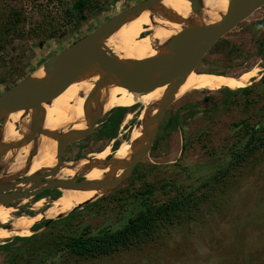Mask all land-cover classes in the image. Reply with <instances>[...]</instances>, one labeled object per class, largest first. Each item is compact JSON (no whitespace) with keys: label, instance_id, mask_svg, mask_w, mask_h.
Returning a JSON list of instances; mask_svg holds the SVG:
<instances>
[{"label":"rangeland","instance_id":"1","mask_svg":"<svg viewBox=\"0 0 264 264\" xmlns=\"http://www.w3.org/2000/svg\"><path fill=\"white\" fill-rule=\"evenodd\" d=\"M74 1L0 0V94L34 74L54 54L141 0H96L84 10L83 18H79V13L72 8ZM260 17L264 18V6L222 37L201 59L196 67L198 71L193 73L216 76L240 74L252 67L261 70L264 52L260 54L262 46L259 47L258 42L264 38V32L260 30L250 36L240 29L242 24ZM146 34L148 32L141 31L137 38ZM227 55L233 58L230 62ZM247 87L250 90L246 93L232 95L220 90L228 88L225 86L179 95L161 118L153 140L158 141V148L153 155H149L150 152L145 155L146 150L129 175L96 200L94 206L85 205L75 210L66 222L49 227L48 224L42 225L37 232L46 229L48 240L62 235L59 233L68 236L86 228H89L88 232L96 233L120 226L136 214L142 208L139 192L147 186L153 189L148 201L154 204L166 201L175 193L173 187L161 188L172 178L177 181L179 191H186L187 185L196 188L198 180L187 177L207 179L225 166L231 158L230 151L244 146L246 132L254 133L252 126L264 116V79ZM113 109L97 118L95 126L85 137L66 145L63 160L85 157L105 146L110 157L115 154L118 143L126 139L129 131L137 125V116L131 112V117L124 121L123 114L114 129H102L107 126ZM174 115L177 121L170 125ZM260 124L264 126V121ZM28 133L25 131L23 138ZM262 134L258 132L257 136ZM184 137L188 146L182 150ZM32 144L27 141L23 150L13 152V157L22 158L24 150L30 149ZM235 174V185L231 189L227 187L229 190L221 193L215 201L209 199L207 206L201 205L200 214L193 219L175 222L169 230L161 233L158 240H148L141 248L120 250L79 264H264V149L236 168ZM10 179L13 181L18 177L14 175ZM51 192L56 193L50 198L58 194L56 190L45 193ZM17 210L33 215L27 206ZM42 221L29 226L28 236L36 233L32 229L36 224H44ZM1 227L6 226L0 224ZM12 238L0 239V244ZM46 238L37 243H44ZM39 246H35L37 248L29 258L18 255L8 259L7 253L2 251L0 264H41L42 259L44 264H74V257L62 256L64 251L61 248L55 256H40L37 254Z\"/></svg>","mask_w":264,"mask_h":264},{"label":"bare ground","instance_id":"2","mask_svg":"<svg viewBox=\"0 0 264 264\" xmlns=\"http://www.w3.org/2000/svg\"><path fill=\"white\" fill-rule=\"evenodd\" d=\"M228 1L194 0L198 10L191 12L187 0H162L120 22L99 38L98 43L113 58L138 64L155 54L172 53L174 46L169 43L181 30L211 25L224 12ZM141 31L148 34L137 38ZM191 37L192 32L184 35L185 41H190ZM257 72L252 67L229 81L214 74L191 72L171 85L139 95L122 87L120 79L111 77V73L101 71V62H98L85 67L55 100L39 110L15 111L5 103V115L0 124V191L13 183L10 178L14 175L18 179L33 180L40 173L50 172L57 164V142L83 137L95 126L96 119L112 108L130 109L124 112V121L135 112L137 125L118 143L111 157L105 146L85 157L64 161L57 173L47 178L52 182H67L66 186L52 187L58 193L56 197L26 198L16 206L0 204V224L6 226L0 228V239L28 236L32 223L57 220L74 208L106 195L145 154L158 118L179 95L211 91L221 86L242 89ZM34 75L44 77L46 72L39 68ZM25 131L29 133L23 138ZM27 141L33 143L32 147L24 150L22 158L13 157V152L23 150ZM30 185V182L18 183L16 190ZM40 186L43 185H37ZM22 206H27L33 215L18 213L17 209ZM6 223L8 225H4Z\"/></svg>","mask_w":264,"mask_h":264},{"label":"water","instance_id":"3","mask_svg":"<svg viewBox=\"0 0 264 264\" xmlns=\"http://www.w3.org/2000/svg\"><path fill=\"white\" fill-rule=\"evenodd\" d=\"M160 1L162 0H141L130 8L114 15L90 33L46 60L42 65L46 76L42 77L32 74L3 91L0 94V124L5 115V103L9 104L15 111L39 110L55 100L77 78L85 67L93 63L101 62V71L109 72L112 75L111 77L120 79L122 87L135 94H146L171 85L181 77L191 72H197L196 67L201 59L220 38L233 30L255 10L264 6V0H229L224 12L220 13L211 25L204 28L189 27L181 30L169 43V45L174 46L172 53L155 54L142 60L138 64L115 59L100 46L98 39L109 33L120 22L127 20L135 13L155 6ZM187 1L189 2L190 11L197 12L198 8L194 0ZM187 32H192L190 41H185L184 39V35ZM164 112L165 110L157 120L145 155L150 152ZM34 132L33 130L31 131L32 134ZM32 139H34V136ZM77 140L68 139L63 142H57L55 147L57 164L55 168L50 172L36 175L33 180H29L27 177L14 179L12 181L13 183L6 190L0 191V204L10 206L11 203L16 201L35 198L45 191L54 190L52 188L53 186H66L67 182H52L48 181L47 178L57 173L63 164L62 153L66 145ZM21 182H30L31 185L26 189L18 191L16 190V186ZM38 184H42L43 186L37 187ZM83 206L85 205L74 208L66 216ZM59 219L61 218L57 220ZM44 221L50 222L54 220L47 219Z\"/></svg>","mask_w":264,"mask_h":264},{"label":"trees","instance_id":"4","mask_svg":"<svg viewBox=\"0 0 264 264\" xmlns=\"http://www.w3.org/2000/svg\"><path fill=\"white\" fill-rule=\"evenodd\" d=\"M95 1L96 0H76L72 4V8L79 13V18H83L84 10L91 7V5H93L92 3ZM67 14L69 13L67 12ZM220 90L226 91L232 95L237 92L246 93L250 88L245 87L238 90L223 88ZM125 111L126 109L121 107L113 109L108 116L107 126L104 125L102 129H105L106 127L114 129V125L116 126V123L118 124ZM174 117L176 118V115L173 116V119L169 123L170 125L176 123L177 119ZM262 121H264V116L252 126L251 130L253 131L255 129L254 133L246 132L244 146L241 148L234 147L230 151L231 158L225 166L220 167L207 177V179L187 177V179L192 178L191 180H198L196 188L187 185L184 188L186 191H179L176 184L177 181L174 182L172 178L170 182L161 185V188L166 186L173 187L172 190H174L175 193L166 201L158 204L150 203L148 201L149 195L153 193L152 187L149 188L147 186V188L141 190L139 192V195L141 196L139 203H141L142 208H140L133 216L128 217L120 226L104 228L98 230L96 233L88 232L89 228L78 232L76 231L74 234L68 236L65 235V233H59L62 235H58L50 240L46 238V236L49 237L45 232L46 229L42 232H37L40 228L45 226L46 223H48L47 227H49L66 222L71 215H73L72 212L68 216L59 220L50 222L44 221V224L34 226L32 231H35V234L28 237L15 236L11 241H5L0 244V252L5 251L8 259H13L18 255H25L29 258L31 253L36 250L37 247L35 246L40 245L39 247L41 248L38 250L37 254L40 256L45 254L48 258V256H55V253L59 252L61 248L64 251L61 252L62 256L66 255L74 257L73 263L79 264L81 261L109 256L120 250L141 248L148 240H158L161 233H164L165 230H169L175 222L193 219L195 215L200 212L201 205L207 206L210 201L209 199L215 201L216 197L220 196L225 190L227 192V190L235 185L236 168L242 163H245L248 158L255 154V152L260 151L262 148L264 149V126L260 124ZM243 123L245 122L243 121ZM258 132H263V134L257 136ZM187 143L188 140L184 137L182 150L187 148ZM157 148L158 141L155 140L152 143L149 155H153ZM227 187H229V189ZM195 192L200 193L196 194ZM44 194L42 193L41 195L36 196L35 199L43 197ZM96 203L97 202L94 201L89 204V206H94ZM42 238H46L43 241L44 243H37ZM41 264H44V259H42Z\"/></svg>","mask_w":264,"mask_h":264},{"label":"flooded vegetation","instance_id":"5","mask_svg":"<svg viewBox=\"0 0 264 264\" xmlns=\"http://www.w3.org/2000/svg\"><path fill=\"white\" fill-rule=\"evenodd\" d=\"M246 20V19H245ZM245 20L241 21L239 24H241L242 22H244ZM238 24V25H239ZM241 30H244L246 33H248L250 36L254 35V33H256L257 31H260L261 32H264V18L263 17H260V18H257L255 19L253 22H250L248 24H242V27L240 28ZM222 38H220L212 47H215L216 44H218V42H220ZM258 46H262V48L260 49L259 48V51H260V54L264 52V38L259 40L258 42ZM231 47V46H230ZM210 49V50H211ZM209 50V51H210ZM229 50H227L228 52ZM227 58H228V61L230 62L233 58L231 55H227ZM257 69V68H256ZM262 70H264V67L261 68V70L257 69V74L255 75V77L251 78L249 81H248V84L247 86L253 84V83H256V82H260L264 79V72L262 73ZM247 71V70H246ZM242 73V72H241ZM217 77H220L221 79L227 81V77L231 79H233L235 76L239 75V73H234V74H215ZM246 86V87H247ZM62 156H63V153H62ZM79 158V157H78ZM63 159V157H62ZM73 159H76V158H73ZM66 160H70V159H66ZM66 160H63V161H66ZM46 192V191H45ZM43 192V194L45 193ZM52 194H44L43 197H51L53 196V194H55V192H51ZM42 194V193H41ZM40 194V195H41ZM41 197V198H43ZM17 202H14V203H11L10 206H13V205H17Z\"/></svg>","mask_w":264,"mask_h":264}]
</instances>
